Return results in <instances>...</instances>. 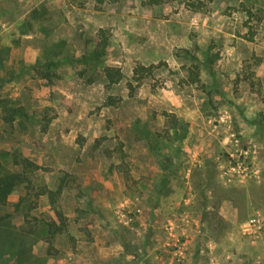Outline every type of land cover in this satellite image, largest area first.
<instances>
[{"label":"rangeland","instance_id":"1","mask_svg":"<svg viewBox=\"0 0 264 264\" xmlns=\"http://www.w3.org/2000/svg\"><path fill=\"white\" fill-rule=\"evenodd\" d=\"M2 47L0 173L39 169L0 205L28 244L18 263L1 233V264H264V229L246 232L264 213V0H0Z\"/></svg>","mask_w":264,"mask_h":264},{"label":"trees","instance_id":"2","mask_svg":"<svg viewBox=\"0 0 264 264\" xmlns=\"http://www.w3.org/2000/svg\"><path fill=\"white\" fill-rule=\"evenodd\" d=\"M170 0H145V3L147 5L150 6H157L160 4H164L167 3ZM98 3H102L103 0H97ZM38 12L36 10H33L30 13V17L33 19H37L38 16ZM102 33V32H101ZM105 48H106V42L104 37L101 36V40H98L96 42V46L95 48L90 52V54L88 55H84L80 58L81 62L84 63H88L89 61H95L100 63L101 59L103 58L104 54H105ZM9 51L10 48L9 47H2L0 48V70L3 68L5 62L8 59L9 56ZM187 53V52H186ZM191 59L196 60V58L194 56H190ZM54 65L53 63H48L47 67ZM149 71L148 68L139 66L134 68L133 73H134V77L139 76L140 74H144L145 72ZM104 73L106 76V79L108 81V85H112V84H116L118 83L121 78H122V73L118 68H112V67H105L104 68ZM44 77L46 79H50L51 77H56V74H48L46 73L44 75ZM137 78V77H136ZM129 87L131 88V94L134 92L131 84H128ZM114 101L113 99H109L108 100V105H113ZM1 108L3 110V113L5 114L4 116V121L6 123L11 124L14 121L15 117H23L24 116V112L22 111L21 108H12L7 104H3L1 105ZM174 123L176 124V120H173ZM146 130L144 131L143 134H146ZM186 135V130L182 129L181 132H179L178 134V140H181L185 137ZM16 164H20L23 168L22 172H9V171H3L2 173H0V205H5L8 197L10 196V194L12 193V191L20 186L23 185L25 183L26 184V189L27 192L30 193L32 190V185L31 182L28 180L27 178V172H30L31 170H37L39 169V167L35 166L33 163H31L30 161L26 160V159H20L18 162L16 161ZM62 185L59 187V189L57 190L58 192L61 191ZM46 191V190H45ZM44 190H41L39 193L36 194V198L41 196V195H45L48 192H45ZM27 193V195H28ZM27 198H21L19 203L16 204V209L20 208V206L22 205V208H25L26 204H25V200ZM35 206V205H34ZM28 208V206H27ZM33 206H29L28 211H30V209H32ZM28 214H25V218ZM61 217V216H60ZM3 219L5 218H0V222H3ZM61 225H65V220L61 217ZM47 228H48V232L50 233L51 237L54 236L56 233H58L59 231L62 230V228H58L56 227V224L54 222H50L46 224ZM4 229L0 228V234L2 233L3 236H5V238L8 241V244H10L11 249H14V253L12 252L11 256L12 257H17L18 259V263H22L25 261V257H26V252H27V242L24 239V235H19L16 234L15 231L11 230L10 226L7 224L4 225L3 227ZM10 228V229H9ZM22 234H24L25 232H21ZM2 252L0 250V255L2 257ZM0 257V260L2 261L3 258ZM1 264V263H0Z\"/></svg>","mask_w":264,"mask_h":264},{"label":"built area","instance_id":"3","mask_svg":"<svg viewBox=\"0 0 264 264\" xmlns=\"http://www.w3.org/2000/svg\"><path fill=\"white\" fill-rule=\"evenodd\" d=\"M246 232L248 234H256L264 229V213L256 214L249 223L246 224Z\"/></svg>","mask_w":264,"mask_h":264}]
</instances>
